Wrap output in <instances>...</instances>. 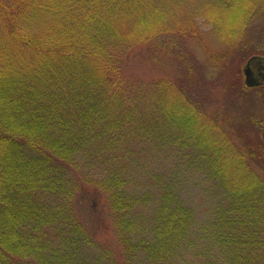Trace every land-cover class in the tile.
Segmentation results:
<instances>
[{
    "label": "trees",
    "instance_id": "16d2710c",
    "mask_svg": "<svg viewBox=\"0 0 264 264\" xmlns=\"http://www.w3.org/2000/svg\"><path fill=\"white\" fill-rule=\"evenodd\" d=\"M263 13L264 0H0V264H264L262 121L237 118L254 104L240 72ZM201 23L231 41L206 42ZM137 49L174 70L126 77ZM151 145L216 183L208 224L166 175L143 218L150 196L129 173ZM102 198L116 252L81 211Z\"/></svg>",
    "mask_w": 264,
    "mask_h": 264
},
{
    "label": "rangeland",
    "instance_id": "374dc122",
    "mask_svg": "<svg viewBox=\"0 0 264 264\" xmlns=\"http://www.w3.org/2000/svg\"><path fill=\"white\" fill-rule=\"evenodd\" d=\"M201 24V28L206 34L205 41H211L210 44H213V46H216V43L219 41L222 45H225L227 42L231 41L228 39L220 40L219 38L212 37L213 34H219L212 30L211 24ZM252 25H257L259 27L260 34L254 35L253 40L254 44L259 43L261 48L259 51H244L246 58L241 65L240 83H244L245 85L246 77L244 69L248 59L252 58L253 56L264 55V16L261 15V17L258 20H255ZM201 41L197 39H188L186 45L189 47L190 51H192V53H194L198 59L204 63V65H206L207 68L209 65V53L203 47L204 43H200ZM218 48L222 47L220 46ZM127 59L126 77L128 76L129 78H136L142 81H156L163 77L162 73H164L165 70L167 71L165 73L170 75L169 73L175 68V63L165 62V59H163V62L159 64L158 62L155 63L152 60L153 58H151L149 55L143 57L142 51L140 49H137ZM249 89L253 90V94L251 96L254 99V104H249L247 109L241 110V113L237 116V118L246 119L247 115L251 113L255 114L262 121L259 127L260 136L262 138V132L264 130V87H249ZM151 147L152 148L148 151V154L139 152L140 156L142 157L138 159L137 164H134V166L131 167L129 173L133 185L139 193L138 195H141L140 197H142L149 194L150 196L149 201H144L143 204H141L143 218L149 220V216L154 211L152 190L153 186L155 185V181L157 183V177L160 179L162 176L166 175L175 181V184L182 194L184 201L194 209L196 219L198 221L195 228L199 229L203 225L208 224V219L211 217V212L213 210L215 212L220 200L218 197L219 194L216 183L210 179H207L203 173L194 171L193 169L187 167L177 151L172 150L171 148H167L163 151L162 149H159L153 145H151ZM103 198L93 201V209L96 213L95 216V213H91V210L87 208H85V211L82 209L81 211L84 215V219H89L91 223L92 221H95V217L97 219V215L102 216L99 220V223L95 222L98 234L96 241H98L101 246L112 245V250L116 252L118 250L117 237L112 222L108 219V217L104 216L107 208L106 202ZM142 211L140 212V215ZM85 215H87L88 218L85 217Z\"/></svg>",
    "mask_w": 264,
    "mask_h": 264
},
{
    "label": "water",
    "instance_id": "95a60500",
    "mask_svg": "<svg viewBox=\"0 0 264 264\" xmlns=\"http://www.w3.org/2000/svg\"><path fill=\"white\" fill-rule=\"evenodd\" d=\"M245 81L248 86H256L264 79V58L259 56L252 57L246 64ZM264 139V132L262 134Z\"/></svg>",
    "mask_w": 264,
    "mask_h": 264
},
{
    "label": "flooded vegetation",
    "instance_id": "af4514ba",
    "mask_svg": "<svg viewBox=\"0 0 264 264\" xmlns=\"http://www.w3.org/2000/svg\"><path fill=\"white\" fill-rule=\"evenodd\" d=\"M259 57H263L264 58V55L263 56L261 55ZM256 87H264V79L258 85H256ZM263 132H264V130H263ZM263 132H262V134H263Z\"/></svg>",
    "mask_w": 264,
    "mask_h": 264
}]
</instances>
